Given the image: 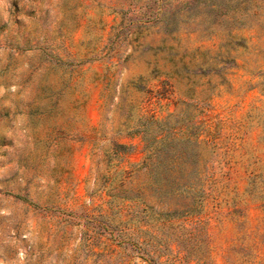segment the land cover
<instances>
[{"label":"rangeland","instance_id":"rangeland-1","mask_svg":"<svg viewBox=\"0 0 264 264\" xmlns=\"http://www.w3.org/2000/svg\"><path fill=\"white\" fill-rule=\"evenodd\" d=\"M216 1L0 0V264H264V3ZM155 122L208 143L207 197L123 231Z\"/></svg>","mask_w":264,"mask_h":264},{"label":"trees","instance_id":"trees-1","mask_svg":"<svg viewBox=\"0 0 264 264\" xmlns=\"http://www.w3.org/2000/svg\"><path fill=\"white\" fill-rule=\"evenodd\" d=\"M240 1L246 7L264 3V0ZM227 2L229 0H218L212 5L222 13L221 18L228 16ZM155 123L158 127L154 136L148 134L146 128L142 131L144 161L133 166L131 172H121L117 185L108 192L109 209L113 212L117 209L123 231H127L136 218L150 229L171 224V221H192L200 217L207 197L205 182L210 167L200 148L208 143L197 136L190 138L186 126L164 129L162 122ZM193 144L195 151L189 149ZM139 173L144 174L145 179L135 185L132 182Z\"/></svg>","mask_w":264,"mask_h":264}]
</instances>
